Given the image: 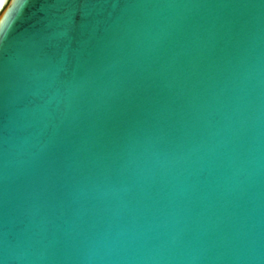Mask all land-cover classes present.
I'll use <instances>...</instances> for the list:
<instances>
[{
    "label": "water",
    "instance_id": "obj_1",
    "mask_svg": "<svg viewBox=\"0 0 264 264\" xmlns=\"http://www.w3.org/2000/svg\"><path fill=\"white\" fill-rule=\"evenodd\" d=\"M0 264H264V0H18Z\"/></svg>",
    "mask_w": 264,
    "mask_h": 264
},
{
    "label": "snow or ice",
    "instance_id": "obj_2",
    "mask_svg": "<svg viewBox=\"0 0 264 264\" xmlns=\"http://www.w3.org/2000/svg\"><path fill=\"white\" fill-rule=\"evenodd\" d=\"M12 2L18 3V0H12ZM13 15L14 11L9 5V0H0V31H4L8 28Z\"/></svg>",
    "mask_w": 264,
    "mask_h": 264
},
{
    "label": "clouds",
    "instance_id": "obj_3",
    "mask_svg": "<svg viewBox=\"0 0 264 264\" xmlns=\"http://www.w3.org/2000/svg\"><path fill=\"white\" fill-rule=\"evenodd\" d=\"M9 5H10L11 9H12L13 11H15V9H16L17 6H18V3H13L12 0H9ZM6 7H7V6H6Z\"/></svg>",
    "mask_w": 264,
    "mask_h": 264
}]
</instances>
